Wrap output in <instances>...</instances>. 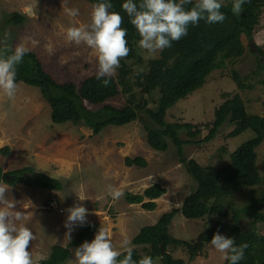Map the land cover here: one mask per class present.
<instances>
[{
    "label": "rangeland",
    "instance_id": "374dc122",
    "mask_svg": "<svg viewBox=\"0 0 264 264\" xmlns=\"http://www.w3.org/2000/svg\"><path fill=\"white\" fill-rule=\"evenodd\" d=\"M230 2L234 0H223L225 5ZM93 5L89 0H0V47L15 50L18 44L23 43L28 51L38 55L45 69L58 81L80 84L97 74L98 57L85 43L77 45L69 42L67 29L80 26L91 31L88 26L91 24ZM72 8L79 9L78 16L68 14L67 10ZM16 12L25 16L26 20L15 24L12 19ZM255 25L258 30L254 43L264 47V7L260 8ZM159 53L151 57L138 43V56L142 60L133 64V68L147 70L148 62L159 57ZM262 56L261 59L246 48L243 56L228 61L225 67L212 73L201 89L167 110L168 122H191L201 127L202 134L192 139L184 131L181 133V138L187 141L182 147L183 154L173 142L167 151L153 149L140 120L124 126H109L96 134L91 128L71 121L54 123L51 106L38 87L19 82L13 98L0 89V166L4 173L32 167L35 173H44L63 182L61 191L50 192L23 183L0 181L7 184L6 198L15 204L13 211L23 213V218L16 221L17 225L28 227L36 236L29 250L38 258L37 261L49 257L53 246L61 245L71 250L70 258L63 264H71L75 249L80 246L71 244L88 223L96 225V233L103 227L120 253L131 247L142 256H149L150 246L135 245L133 238L140 227L154 225L164 213L183 207L186 197L197 189V179L189 171L187 163L204 168H225L232 163L233 154L256 137L252 130L234 136L237 124L228 121L215 138L206 141L209 133L207 126L214 122L218 107L225 101V92L239 93L249 115L264 117ZM236 76L242 79L241 84ZM137 94L140 99L144 97L141 89H137ZM145 97L148 108H158L155 103L161 98L158 89ZM126 99L127 95L120 94L109 103L121 107L126 104ZM200 140L205 141L198 144ZM6 148L7 153L4 152ZM255 151L261 184L235 190L226 198L221 213L212 216L208 213L197 219H188L182 212L178 213L168 227L169 234L196 246L201 235L220 221L227 222L222 232L226 238H233L231 230L238 224L248 230L249 223L253 222L250 214L258 204L249 206L253 200L262 199L264 195V140ZM183 156L187 158V163L182 162ZM128 157H143L148 166H128ZM156 183L167 189L156 200V210H145L142 204L131 205L127 201V193L142 194L146 187ZM110 186L122 191L123 196L114 199L109 194ZM79 198L85 200L80 201ZM51 200H58L64 212L52 208ZM78 203L89 210L87 223L76 226L69 237L64 222L61 223L63 228L56 229V222L50 219L55 217L65 221L66 210ZM261 212L264 213V207ZM254 227L264 234V222H258ZM96 233L85 241L91 242ZM258 247V251L264 254V242ZM170 252L187 264H225L227 260L225 254L211 243L206 244L194 259L183 247ZM153 261L154 264H162L160 258Z\"/></svg>",
    "mask_w": 264,
    "mask_h": 264
},
{
    "label": "trees",
    "instance_id": "16d2710c",
    "mask_svg": "<svg viewBox=\"0 0 264 264\" xmlns=\"http://www.w3.org/2000/svg\"><path fill=\"white\" fill-rule=\"evenodd\" d=\"M89 1L93 4L109 2L113 5L109 11L118 12L123 17L122 27L127 29L126 39L130 52L126 58L120 60L118 74L101 79H97L95 74L80 84L73 81L60 82L45 69L35 52L27 51L22 61L16 65V83L24 82L40 89L42 96L51 106L54 123L71 121L87 126L99 134L109 126H124L140 120L148 133V143L153 149L167 151L173 142L183 154L182 147L187 141L181 138V133L184 131L188 138L192 139L202 134L201 127L191 122H168L167 110L201 89L212 73L225 67L228 61L243 56L246 48L252 51L250 43L255 41L258 30L255 25L256 19L259 17L260 8L264 7V0H246L242 12L238 15L232 12L233 2L223 4L221 12L225 14L226 19L222 23L209 24L205 19H201L196 25L190 24L188 34L179 41H172L171 47L160 51L159 57L151 59L148 62V69L144 71L133 68V64L142 60L138 56V43L141 37L131 24V17L122 8L125 0ZM133 2L139 5L141 0ZM195 2L196 0H193L192 4H185L184 7L190 10ZM25 20L26 17L22 14L17 12L13 14L12 21L15 24ZM256 47L264 55V47L259 44H256ZM14 51L0 47V58H7ZM257 60L260 62L258 57ZM104 79H109L107 87L104 86ZM236 80L242 83L238 76ZM137 89L144 93L142 99L139 98ZM156 89L159 90L161 98L159 102H155L158 108L151 109L148 108L149 103L145 95ZM120 94L127 95L125 105L119 107L109 103ZM223 98L225 101L218 107L214 122L207 126L209 133L206 141L215 138L228 121L237 124L234 136L252 130L256 137L234 153L232 163L225 168H204L199 164L187 163V158L182 157V162L188 164L189 171L197 179V189L186 197L183 207L164 213L156 224L142 227L133 238L135 245L150 246L149 256L152 259L160 258L162 264H187L184 259L175 258L170 252L171 249L186 248L190 258L194 259L199 255V251L210 243L217 231L222 235L227 227L225 220L220 221L201 235L200 243L193 246L191 242L175 239L169 234L168 227L178 213L182 212L188 219L201 218L208 213L210 216L221 213L226 198L235 190L256 186L262 182V176L256 166L255 149L264 140V117L249 115L239 93L225 92ZM204 141L200 140L197 143L202 144ZM4 152L7 153L8 149L6 148ZM126 164L148 166L147 160L143 157H128ZM7 175L15 177L10 180L4 179V170L0 166V181L8 184L23 183L50 192L63 189L59 179L44 173H35L32 167L10 171ZM166 192L165 187L156 183L145 189L142 194L127 193L126 199L129 203L142 204L144 209L154 211L158 207L156 200ZM255 205L258 207L250 214L253 222L249 223V229L244 230L238 224L231 230L236 247L248 245L239 264H264V254L258 251V246L264 242V234L254 227L256 223L264 222V213L261 212L264 207V195L262 199L253 200L249 208ZM236 216L238 217L239 213ZM95 230L93 223L86 224L71 246L81 245L88 236L95 233ZM126 254L127 251L122 252L118 260L123 259ZM70 256V248L55 245L50 256L38 260L37 264H63ZM142 257L144 256L138 250L133 249V260L138 262ZM225 264H230V260L227 259Z\"/></svg>",
    "mask_w": 264,
    "mask_h": 264
},
{
    "label": "clouds",
    "instance_id": "9594fccd",
    "mask_svg": "<svg viewBox=\"0 0 264 264\" xmlns=\"http://www.w3.org/2000/svg\"><path fill=\"white\" fill-rule=\"evenodd\" d=\"M245 2L246 0H234L233 14H240ZM192 3L193 0H141L138 5L133 0H125L122 8L131 17L130 22L141 37L139 47L154 57L157 52L171 47L172 41H179L186 36L190 24L196 25L201 19H205L209 24L222 23L226 19L225 14L221 12L223 0H196L190 10L184 7L185 4ZM112 7L109 2L93 5L91 24L88 26L91 31L80 26L67 29L69 42H75L77 45L83 42L97 54V79L114 76L120 67V60L130 52L126 39L127 29L122 27L123 17L118 12H110ZM67 11L72 17L79 15V9L72 8ZM27 51L21 43L7 58H0V89L9 98H13L18 89L16 65L22 61ZM103 83L107 87L109 79H104ZM7 191V184L0 183V264H37L38 258L29 250L30 243L36 236L28 227L17 225L16 221L23 218V213L13 211L15 204L6 198ZM109 194L114 199L123 196L122 191L111 186ZM83 200L85 199H80ZM56 202L58 204V201ZM66 211L68 215L65 227L70 237L76 226L87 223L89 210L82 203H78ZM210 243L216 250L225 254L224 258L230 260V264H239L245 256V249L248 248L247 244L236 247L233 238H226L219 231L214 234ZM120 256L121 253L115 249L107 231L101 227L91 242L85 241L75 249L71 264H154L150 256H144L138 262L133 260L131 247L127 248L124 258L118 260Z\"/></svg>",
    "mask_w": 264,
    "mask_h": 264
},
{
    "label": "crops",
    "instance_id": "0c3cea01",
    "mask_svg": "<svg viewBox=\"0 0 264 264\" xmlns=\"http://www.w3.org/2000/svg\"><path fill=\"white\" fill-rule=\"evenodd\" d=\"M54 178V177H53ZM56 178V177H55ZM57 179V178H56ZM60 180V179H59ZM62 182V181H61ZM63 183V182H62ZM162 185V184H161ZM150 186H152V185H150ZM150 186H148V187H150ZM163 186V185H162ZM148 187H146L145 189H147ZM164 187V186H163ZM145 189H144V191H145ZM61 191V190H60ZM58 201V200H57ZM60 204V203H59ZM131 205H133L132 203H131ZM146 210V209H145ZM94 212V211H93ZM50 217V216H49ZM50 220H52V222H56V225H54V228H56V229H58V228H60V227H64V225H65V221L64 220H61V219H59V218H55V217H51V219ZM62 222H64L63 224H61ZM61 224V225H60ZM63 225V226H62ZM95 229H96V225H95ZM141 230V227L139 228V230L138 231H140ZM96 231H97V229L95 230V233H96ZM137 231V232H138ZM139 233V232H138ZM94 234V233H93ZM135 237V236H134Z\"/></svg>",
    "mask_w": 264,
    "mask_h": 264
},
{
    "label": "water",
    "instance_id": "95a60500",
    "mask_svg": "<svg viewBox=\"0 0 264 264\" xmlns=\"http://www.w3.org/2000/svg\"><path fill=\"white\" fill-rule=\"evenodd\" d=\"M251 49H252V51L255 53V54H257V56L259 57V58H261L262 59V54L258 51V49H257V47L255 46V43L254 42H251ZM15 176H10V175H7L6 173H4V176H3V178L4 179H7V180H10V179H13ZM164 252V251H163Z\"/></svg>",
    "mask_w": 264,
    "mask_h": 264
},
{
    "label": "built area",
    "instance_id": "2783aa9c",
    "mask_svg": "<svg viewBox=\"0 0 264 264\" xmlns=\"http://www.w3.org/2000/svg\"><path fill=\"white\" fill-rule=\"evenodd\" d=\"M51 207H52V208H55L56 210H59V212H64L63 208H60V207L58 206V204H57L56 201H53V202L51 203ZM51 207H50V208H51Z\"/></svg>",
    "mask_w": 264,
    "mask_h": 264
}]
</instances>
